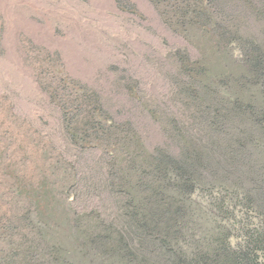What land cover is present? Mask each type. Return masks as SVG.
<instances>
[{"label":"rangeland","instance_id":"1","mask_svg":"<svg viewBox=\"0 0 264 264\" xmlns=\"http://www.w3.org/2000/svg\"><path fill=\"white\" fill-rule=\"evenodd\" d=\"M35 1L0 8V264H123L114 227L176 208L175 156L209 164L187 216L165 210L157 233L201 257L225 236L255 247L264 0Z\"/></svg>","mask_w":264,"mask_h":264},{"label":"trees","instance_id":"2","mask_svg":"<svg viewBox=\"0 0 264 264\" xmlns=\"http://www.w3.org/2000/svg\"><path fill=\"white\" fill-rule=\"evenodd\" d=\"M261 81L262 78H260V83ZM260 83L253 82L252 85L257 87ZM261 91V94L264 95V87H262ZM252 98L251 95L248 100L244 99L243 101L248 105L250 109L249 112L251 113L257 110L255 103L251 102ZM254 99L255 98H253V100ZM262 113L264 115V108L262 109ZM243 116L248 119L245 114H243ZM261 119L259 123L262 124L264 118L262 117ZM206 159L207 158L199 164L190 162L195 159L192 158V160H189L188 157L185 161L176 156L174 160L173 157H168L163 161L164 163L162 166H165V168H169V162L171 161L172 167L170 169L176 173L174 176L181 177L180 182L182 185L178 196L179 198H177L174 203L176 208L174 209L171 205L169 208L165 209L166 204H158L155 207L152 206L151 212H135L134 215H132L133 217H131V219H133L132 224H129L130 221H128L127 224L122 222L121 226H118V228L114 227L117 230L118 238L115 239L116 242L114 245L111 243L112 246H115L116 251L112 250L115 251V253L117 252V256L120 255L121 261L124 262L123 264H259V262H257V256L255 258L254 254L264 251L262 249L264 248L262 247L264 246V235L263 231L260 230L254 232V235L257 236L256 239L252 240L255 241V247L246 246L243 248L238 245V247L233 250L226 240L228 237L225 238V236L224 241L219 240L216 243V249H212L213 245L204 247L203 251L212 254L209 257L205 255L204 252L202 257L199 256L198 253L202 252L201 249H196L192 252L186 250L184 246H181L182 244L179 243L174 234L173 236H170L169 233L166 236H160V234L157 233L156 222L159 221L162 213L167 214L165 210L168 211L171 208L173 209V218H175V221L178 220L175 225L179 224L182 217H186L187 213H189L188 211L192 205L191 197L198 190L197 180L201 182V179H205L201 171L207 169L209 163ZM158 169L160 168L158 167ZM166 172L168 173L169 171ZM165 175L167 174L165 173ZM153 185H156L155 181L151 184V189ZM158 187L160 188L159 192L161 193L162 191L164 195L166 187H160L159 185ZM135 190L136 188H132V199H130V201L137 195L136 192H133ZM153 191L157 193L158 188H154ZM229 233L230 232L226 231V234ZM103 241L104 244H106V242L110 244L109 238Z\"/></svg>","mask_w":264,"mask_h":264},{"label":"bare ground","instance_id":"3","mask_svg":"<svg viewBox=\"0 0 264 264\" xmlns=\"http://www.w3.org/2000/svg\"><path fill=\"white\" fill-rule=\"evenodd\" d=\"M13 2L14 3L15 2L23 3L27 6H29L31 9H33L34 12L37 10L41 11V10H43V7H44L41 3H37V1H35V0H0V8H7V7L10 8V6H12ZM4 11H5V9H4ZM10 12H9V14H11L10 19H11V23L13 26L18 28V27H27V24H32V22L29 21V19H27L26 15H22V14L16 15V14H14L12 12L10 13ZM35 26L37 27L36 31L38 33H42V35H44L43 37H48V36L52 35V30H51L48 23L45 26H40V25L37 26L36 24H35ZM33 31H34V29H33ZM36 31H34V32L37 33ZM74 60H76V59H74Z\"/></svg>","mask_w":264,"mask_h":264}]
</instances>
